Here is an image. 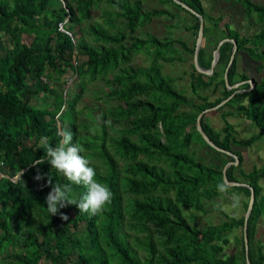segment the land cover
Returning a JSON list of instances; mask_svg holds the SVG:
<instances>
[{
	"label": "trees",
	"instance_id": "16d2710c",
	"mask_svg": "<svg viewBox=\"0 0 264 264\" xmlns=\"http://www.w3.org/2000/svg\"><path fill=\"white\" fill-rule=\"evenodd\" d=\"M158 1L192 15V23L182 27L198 31L197 16L173 0ZM181 1L204 17L201 67L208 68L212 60V54L204 57L206 40L214 49L224 38L234 39L237 46L226 73L229 84L250 78L245 72L238 81L234 78L238 53L254 63V86L244 82L237 89L246 90L236 92L218 109L236 107L237 114L258 131L237 138L226 119L236 115L233 111L223 113L221 131L209 125L208 112L200 122L215 145L238 157V165L227 167V179L254 190L247 220L248 259L251 264H264V241L256 239L257 221L264 223V187L259 183L264 164L245 172L240 153L233 149L250 146L264 135V1L231 0L242 6L250 23L259 26L249 35L207 14L201 0ZM99 10L103 21L90 22ZM160 16L175 17L166 9L143 11L138 0H0V159L4 162L0 169L7 175L0 177V264H247L243 233L240 239L235 237L240 249L225 252L231 242L228 232L243 228L244 215L230 216L217 207L226 220L199 228L191 224L195 213L184 214L187 208L205 212V200L224 196L216 186L223 180V166L234 158L203 140L196 119L235 90H228L224 80L233 44L226 41L220 46L211 75L198 72L193 62L189 71L184 70L194 97L188 96L185 89L176 88L178 77L162 70L164 63L182 59L173 41L138 37L139 27ZM120 20L125 22L120 25ZM182 46L194 52V45ZM169 51L180 56H167ZM140 52L150 58L149 64L129 65ZM73 76L78 78L75 86L64 93ZM100 79L108 91L96 97L107 98L110 104L99 121L86 123L80 116L87 107L77 108V103L88 84ZM209 86L220 96L209 100L198 93L200 87ZM36 99L43 104L37 106ZM61 130L72 132V143L85 149L82 155L96 170L95 179L112 192L102 214L80 213L75 205L54 216L47 211L52 186L70 183L47 162L43 149L45 143L58 145ZM199 146L221 162L207 161L206 155L197 153ZM41 158L45 162L34 165ZM236 170L244 181L235 176ZM37 174L43 179L36 180ZM72 189L71 198L76 200L87 192L83 184H73ZM229 191L243 195L246 211L250 189L230 186ZM65 215L67 220L62 218Z\"/></svg>",
	"mask_w": 264,
	"mask_h": 264
},
{
	"label": "rangeland",
	"instance_id": "374dc122",
	"mask_svg": "<svg viewBox=\"0 0 264 264\" xmlns=\"http://www.w3.org/2000/svg\"><path fill=\"white\" fill-rule=\"evenodd\" d=\"M140 2L141 9L143 11H151L153 9H166L170 13L174 14L175 17H153L149 23H146L144 26L138 28V37L146 38L149 35L155 36L159 39L163 40H172L173 48H176L180 51L181 61L176 60L173 63H164L163 72L170 76H177L175 86L177 89H185V93L188 96H192V93L189 88V77L187 74H184V70L189 71L190 65L193 62V53L190 50L184 49L182 44L186 43L189 49L193 47L195 44V39L197 36V32L192 30H185L182 26L186 24H191L193 20V16L179 10L177 7H174L170 4L163 5L158 0H138ZM202 5L207 14L211 15L214 18L221 17L222 23L227 22L231 27L236 29L241 35H249L253 31L259 28L258 25L250 23V21L245 16L244 9L239 3L233 2L231 0H201ZM254 2H263L264 0H253ZM63 4L65 2L63 1ZM103 7H108L106 3H103ZM101 12V15L99 13ZM99 15V16H98ZM98 20L100 23L103 21L102 11L99 10L92 15L91 21ZM122 25L125 21L120 20L117 21ZM180 22V26H178ZM214 45L211 41L205 42L203 51L204 57L206 59L209 58V54L213 53ZM180 54H174L169 51L167 56L177 57ZM150 62V58L145 54L140 52L135 55L129 65L132 66H146ZM253 61L247 57L245 53H238L237 55V68L235 74V80L238 81L241 72L247 73L253 81L256 78V73L253 69ZM225 73V72H224ZM75 78V79H74ZM78 78L76 76L70 77L64 86L65 90L72 91L74 82H77ZM240 82V81H239ZM242 85V84H241ZM238 85V88L241 86ZM108 91V87L105 85L104 79H100L95 83L88 84L87 89L84 91V94L80 101L77 103V108L87 107L83 114L80 116L81 119H85L86 123L89 121L97 122L102 116V110L106 109L110 104L109 100L106 98V101L103 99H98L96 97L97 94ZM198 93L201 95H208L209 100H214L216 97L220 96V92H214L213 87L209 86L206 88L200 87L198 89ZM108 100V101H107ZM50 101V98H49ZM35 104L37 106H41L43 101L41 99H36ZM184 108V107H183ZM90 109V111H89ZM184 109H187L185 106ZM227 111H233L236 115H228L226 117L227 121L233 125V132L237 138H247L258 131V128L252 124L250 121L246 119L245 116L238 115V109L236 107L226 106L222 109L210 110L208 111V115L206 119L209 122V125L217 130L221 131L223 126L225 125L223 119V113ZM60 125V122H59ZM62 131V130H61ZM233 149L238 151L242 157V161L240 162L241 170L248 172L252 170L254 166L261 167L264 164V135L255 141L250 146H233ZM221 152V151H220ZM199 155H206L207 161H215L220 163L218 159H214L213 152H210L209 149L205 147H200L197 150ZM208 153V154H206ZM238 165V164H237ZM235 176L240 178V180L244 181V177L240 176L238 170L235 172ZM243 183V182H242ZM259 183L264 187V177L259 180ZM224 195L223 197L216 196L211 201L205 200V212H197L192 211L191 208L185 209V215L195 213L196 219L191 221V224L202 228L208 224H218L226 220V216L221 214L216 208H220L224 210L227 215L232 216H241L244 215L245 210L242 207V199L243 195L238 194L240 197L239 204L233 207L232 193L228 191L227 193H221ZM245 198V197H244ZM243 233V228L238 227L232 229L228 232V238H230L231 242L225 247V252H235L240 249L238 244H235V237L241 238ZM256 239H260L264 241V223L263 220L260 219L257 221L256 226Z\"/></svg>",
	"mask_w": 264,
	"mask_h": 264
},
{
	"label": "clouds",
	"instance_id": "9594fccd",
	"mask_svg": "<svg viewBox=\"0 0 264 264\" xmlns=\"http://www.w3.org/2000/svg\"><path fill=\"white\" fill-rule=\"evenodd\" d=\"M249 83L251 84V82ZM61 135L63 138L56 147L45 143L43 149L45 155L48 157L47 162L63 174L70 183L64 185L55 183L52 186L51 191L46 197L47 211L51 216H54L60 209L68 205H75L78 207L80 213H88L92 216L102 214L111 202L112 192L110 188L95 179L96 170L91 166V160L85 155H82L85 149L79 143H72V132L62 131ZM37 162L34 165L43 164L45 161H42L41 158ZM35 179L41 180L43 177L37 174ZM48 184L52 185L51 177L48 179ZM73 184H83L87 189L86 194L79 200L71 198ZM216 187L220 193H227L230 189L229 183L223 180ZM232 200L233 207L237 206L240 201L239 195L232 193ZM62 218L65 220L68 219L66 215Z\"/></svg>",
	"mask_w": 264,
	"mask_h": 264
},
{
	"label": "water",
	"instance_id": "95a60500",
	"mask_svg": "<svg viewBox=\"0 0 264 264\" xmlns=\"http://www.w3.org/2000/svg\"><path fill=\"white\" fill-rule=\"evenodd\" d=\"M175 3L179 4L181 7H183L184 9H186L187 11H189L190 13L194 14L195 16H197L199 18V28H198V31H197V36H196V39H195V44H194V53H193V64L196 68V70L204 75H211L214 71V68L218 62V59H219V49H220V46L226 42V41H231L232 44H233V47H232V51H231V55H230V58H229V61L227 63V66L225 68V73H224V80H225V85L227 87L228 90H231V89H235L233 93H231L228 97H226L225 99H223L220 103H218L217 105L213 106V107H210V108H207L205 110H203L201 113H199V115L197 116V119H196V130L200 133L201 137L203 138V140L212 148L218 150V151H221V152H224V153H227L229 155H231L233 158H234V161L232 162H228L226 163L224 166H223V181H226L229 183L230 186H247L249 189H250V195H249V200H248V205H247V208H246V211L244 213V223H243V241H244V246H245V256H246V262L247 264H251L249 262V259H248V239H247V220H248V217L250 215V212H251V209H252V205H253V202H254V190L253 188L248 185V184H245V183H242V182H238V181H229L226 177V169L228 166L234 164L236 165L238 163V157L230 152V151H226L220 147H218L217 145H215L211 140L210 138L208 137V135L204 132V130L202 129V126H201V117L203 116L204 113L210 111V110H216L220 107H222L236 92L238 91H245L246 89H237L238 88V85H241L243 84L244 82H251L250 86H254V81L252 79H249L247 81H241V82H237V83H234V84H229L228 80H227V71L229 69V67L231 66L232 62H233V59L235 57V53L237 51V46H236V41L234 39H229V38H224L222 40H220L215 49L213 50V53H212V60H211V63H210V66L208 68H203L199 65V62H198V53H199V49H200V46H201V43H202V40H203V32H204V25H205V22H204V17L199 14L198 12H196L193 8H191L190 6H188L186 3H184L183 1L181 0H173ZM250 88H248L247 90H250Z\"/></svg>",
	"mask_w": 264,
	"mask_h": 264
},
{
	"label": "built area",
	"instance_id": "2783aa9c",
	"mask_svg": "<svg viewBox=\"0 0 264 264\" xmlns=\"http://www.w3.org/2000/svg\"><path fill=\"white\" fill-rule=\"evenodd\" d=\"M59 29L62 30V31H65L64 28H63V26H62V24L59 25ZM3 165H4V162H3V160L0 159V168H1ZM2 176H7V175H5L4 172L0 169V177H2ZM17 177H18V175L12 177L11 179H12V180H15Z\"/></svg>",
	"mask_w": 264,
	"mask_h": 264
},
{
	"label": "flooded vegetation",
	"instance_id": "af4514ba",
	"mask_svg": "<svg viewBox=\"0 0 264 264\" xmlns=\"http://www.w3.org/2000/svg\"><path fill=\"white\" fill-rule=\"evenodd\" d=\"M247 81V80H246Z\"/></svg>",
	"mask_w": 264,
	"mask_h": 264
}]
</instances>
